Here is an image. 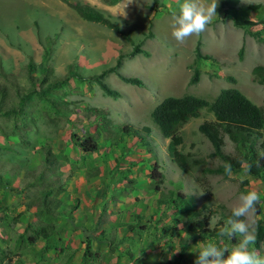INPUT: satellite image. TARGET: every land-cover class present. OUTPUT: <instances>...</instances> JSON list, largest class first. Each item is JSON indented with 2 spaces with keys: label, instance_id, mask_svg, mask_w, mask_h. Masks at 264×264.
I'll return each instance as SVG.
<instances>
[{
  "label": "rangeland",
  "instance_id": "obj_1",
  "mask_svg": "<svg viewBox=\"0 0 264 264\" xmlns=\"http://www.w3.org/2000/svg\"><path fill=\"white\" fill-rule=\"evenodd\" d=\"M83 1L116 24L122 32L127 33L133 43L143 41L140 49L147 56L138 54L124 58L117 69L123 76L139 79L143 87L125 84L114 74H107L101 81L118 93L119 97L113 99L105 96L92 81L79 82L70 79L65 86L55 92V95L53 94V99L58 102L53 109L48 104L50 102L41 101L33 94V91L38 89L33 88L30 77L37 78L38 74L27 71L29 63L34 65L42 63L48 66L49 77L63 76L68 69L89 76L112 66L118 54L130 51V45L112 30L79 19L59 0H41L43 5L35 4L33 0H0V264L50 262L52 252L48 251V255H42V251L48 249L46 245L50 244L39 243L40 248L35 247L33 251L25 252L18 246L17 240L24 225L31 223L35 227L52 225L55 230H58L59 226L57 237L61 241L64 233L62 227L66 224L59 223L58 217L46 218L44 215L36 214V209L42 208L40 204L42 193L49 189L51 194L46 200L51 213L58 210L71 212L68 201L75 203L79 208L75 228L74 219L70 221L67 214L62 217L71 227L67 226V231H70L69 241H73L78 234L81 242H85L79 227L90 221L91 224L94 221L98 222L97 227L96 223L95 227L92 225L96 234L100 226H105L109 236L122 235L123 230L117 233L113 227L115 223L107 225L104 216H101L107 208L106 200L101 199L103 203L99 205L105 204L101 210L99 209L101 206H98L100 197L96 196L94 197V200L97 199L96 202L94 200L91 204L89 202L91 208L88 209L87 206L82 208L78 204L76 194L71 190L78 182L80 173L88 184L96 183L91 179L96 178L98 176L96 171L99 172L102 168L104 171L112 168L113 174L118 175L115 173L117 169L112 160L117 159L119 155L120 161L125 157L129 158L128 165H133L134 159H138L136 163L145 161L136 169L127 165L132 169L130 173L133 176V183H137L136 180L139 178L148 179L137 185L139 188H141L139 185H142L150 190V198H146L144 203V198L135 193L137 202L139 204L143 202V209L152 206L151 192L153 186L157 184L159 191L154 196L167 200L169 195L177 199L176 194H180L181 200H177L190 202L191 211L196 213L195 218L207 217L209 229L219 228L220 231L223 224L219 226L218 222L225 220L238 202L239 195L256 191L261 202L257 205L259 214L253 217L251 231L255 237L256 224L258 221L264 223V188L259 181L249 177L244 171L230 175L208 172L222 166V161L210 156L212 153L210 144L197 131V125L213 119L207 109H202L197 118L188 120L177 130L181 137V145L177 149L183 155H187L186 164L182 169L170 161L163 150L166 142L163 145L159 138L154 139L158 155L148 154L147 150L148 148L152 150L150 147L152 138L149 139V136L155 137L156 134L161 138L150 119V112L166 97L192 95L210 103L220 90L234 88L252 104L261 107L264 114L263 87L251 82L250 73L254 66L264 65V0H240L236 8V19L232 14L224 15L218 7L217 0L216 16L212 17L206 29L200 34L188 37L183 43L172 37L170 28L171 13L179 10L183 0ZM204 2L211 4L212 0ZM251 6H257V10H249ZM156 8L158 12L153 14L152 10ZM234 20L248 23L238 28L234 26ZM149 22L152 37L145 38ZM255 31L260 32L259 39L249 35ZM196 45L202 55H209L214 61L211 63L197 61L194 57ZM193 68L199 71L198 80L190 85L188 81ZM228 78H232L234 83L228 82ZM51 95L47 94L45 97L52 100ZM85 106L102 110L105 117L110 120L113 131L109 137L100 132L99 136H96L98 149L95 153L89 154H81L71 146L72 135H84L86 126L93 132V117L85 110ZM9 110L11 112H6ZM125 124H130L135 129L146 127L150 130L145 147H141L136 139L131 141V137L120 135L119 128ZM261 139L264 141V126L261 130ZM131 142L133 146L135 144V149H126L125 154H119L118 149ZM221 152L230 158H238V153L226 137H223ZM45 156L53 161L51 171L45 170L42 164ZM153 157L158 165L157 171L162 175L158 183L147 177ZM100 162L104 164L102 167ZM112 184L109 186H113ZM96 187L93 186V189L100 193V188ZM115 189L114 186L113 190ZM128 193L119 194L117 198L121 199L117 200L121 201ZM166 205L164 202L159 213L155 210L153 214L145 216L139 213L141 218L145 219L144 228L141 230V234L147 233L148 238L145 242L151 244L155 241L161 251L169 252L167 256L161 252V261L163 258L172 257V251H177L176 243L181 246L180 239L184 237L185 231L181 227L183 235L179 236L178 227L172 230V222L182 223L184 217L178 216L179 213H173L175 208L171 207V204L167 207ZM142 207L137 206L139 209ZM116 210L122 211L117 209L115 204L108 210V215H112V218L115 216L112 212H117ZM123 212L119 216L122 224L139 223L134 219L125 221L126 215L122 214ZM171 215L174 216L172 220ZM111 218L110 221H113ZM182 224L184 226V223ZM29 234L30 231L25 235ZM109 236L108 238L113 241ZM54 238L56 236H53V240ZM162 238L166 244L161 242ZM236 239L239 241L240 237ZM212 241L213 238L205 243L201 240H197L196 243L186 242L181 264H193L197 258V250H200L203 244ZM226 245H231L229 239ZM260 246L264 249V241ZM59 247L61 250L59 254L62 257H58L56 264H69L68 256L72 246L62 241ZM82 251L93 253L86 248ZM158 255L141 254L139 262L147 264L148 259L156 261ZM42 256L44 258H41Z\"/></svg>",
  "mask_w": 264,
  "mask_h": 264
},
{
  "label": "trees",
  "instance_id": "obj_2",
  "mask_svg": "<svg viewBox=\"0 0 264 264\" xmlns=\"http://www.w3.org/2000/svg\"><path fill=\"white\" fill-rule=\"evenodd\" d=\"M64 3L69 9H71L75 15L89 23H94L101 25L109 30H112L116 34H118L124 41H126L130 45V51L127 53L118 54L115 62L112 66L102 70L98 74L94 75H82L70 69L60 77H49L48 71L49 68L45 64L39 63L34 65L33 63H29L27 65V71L29 73L36 72L38 74L37 78L30 77L33 88H37L38 91H33V94L40 99L52 106L54 109L56 104L54 95L59 89L67 84L70 79H75L79 82L84 81H92L95 83L102 93L105 96L116 99L119 97L118 93L114 90L109 89L101 80L107 74H114L120 81L125 84H129L131 86L143 87L142 82L134 77H126L118 73L117 69L121 65V60L124 58L133 57L138 54H142L147 56V54L140 49L143 41L138 43H133L129 38L128 34L122 32L119 27L112 23L108 18L104 17L103 14L96 11L93 7L85 2L73 1L68 2L67 0H59ZM156 1V0H153ZM240 0H219V9L223 12L224 15L232 14L233 17L236 15V8L239 5ZM249 10L256 11L257 6L249 7ZM158 10L153 9L152 13H157ZM236 19V17L234 18ZM248 23L246 21L240 22L234 20V26L240 28L242 24ZM151 28V23L148 25V32L145 35V38H151L152 35L149 31ZM259 31H255L250 33L249 35L255 39H259ZM239 58L241 55V51L238 53ZM194 57L197 61H208L209 63L213 62L214 59L209 55H202L199 52V48L195 47L194 49ZM36 70V71H35ZM198 70L193 68L192 74L189 78L188 84L193 85L198 80ZM251 82L253 84L259 85L263 87L264 90V65L263 66H254L251 71ZM49 77L50 81L47 80ZM228 82L234 83L232 78H228ZM54 92V93H53ZM52 94V100H48L45 95ZM54 94V95H53ZM86 111H88L93 117L92 127L93 132L88 130V126L84 129V135L77 136L72 135V146L78 150V152L82 154L95 153L98 149L97 137L100 132L106 137H109L113 134V131L110 127V120L105 117V113L102 110L97 108L84 107ZM202 109H207L208 112L211 113L213 119L211 121H203L199 125H197V131L200 133L210 144L212 148V153L210 156H215L222 161V166L217 167L216 169L208 170L211 174H226L225 165H231V173H237L238 171H244L246 174L257 180L261 183L264 188V158H262V154H264V141L261 139V130L264 126V114L263 109L259 106L252 104L245 96H243L238 90L234 88L222 89L218 92V94L213 98L212 102L208 103L204 99L192 95H183L181 97H166L161 100L150 112V119L152 123L156 126L161 138L167 140L166 143V154L170 158V160L180 169H182L186 162L187 155H183L177 149L181 145V137L177 134V130L184 125L188 120L197 118L199 116V112ZM6 112H11L6 111ZM3 114H16V113H3ZM62 114V113H55ZM99 129V130H98ZM120 135L131 137L137 140L138 144L141 147H145L146 138H148L150 130L146 127H141L135 129L130 124H125L119 128ZM102 136V135H101ZM223 137H226L227 140L234 146L235 151L238 153V158H230L224 155L221 152V148L223 146ZM150 139V136H149ZM122 153V152H121ZM147 153H152V150L148 148ZM49 152H47V155ZM46 155V156H47ZM44 157L42 160V164L44 165L45 170L51 171L53 165V161ZM142 166V165H141ZM158 165L156 163L155 157L152 159V163L150 166V171L147 177L156 181V183L160 182L162 179V175L157 171ZM157 184L153 186V192L158 193ZM51 194V190H47L42 193L40 204L42 205L41 209H36L37 215H44L46 218H64L65 215L70 214V212H64L61 210L56 211L55 213H51L50 209L47 208L49 204L46 200ZM176 198L181 200V195L176 194ZM169 195L168 199H159V197L155 200V208L156 211H159L163 206V203H167V205L171 204V207H174L175 210L173 213H179L178 216L184 217L182 223L181 221L172 222V230H175V227H178V223L180 222V227L184 228V237L180 240L179 245H181L180 252L183 250L186 242L195 243L197 240H201L204 243L207 242L210 238H213L216 244H220L219 247L226 246V242L228 240L227 237L221 239L219 237V228H208V219L207 217L202 219H197L196 213L191 211V204L188 201L182 202L179 201ZM166 205V207H167ZM77 206L73 203L70 207V211L73 212ZM170 209V206H168ZM168 213L170 211L168 210ZM231 211L227 214L224 221H219L218 224L224 225L226 220L231 217ZM256 214H259V209L257 208ZM135 220H140L141 215H134ZM174 216L171 215V220ZM263 224V226H262ZM186 225V226H185ZM95 226L98 224L96 222ZM94 226V227H95ZM127 230H130L133 226L132 224L126 225ZM83 228L82 224L79 227V232L83 236V239L87 242L92 241L98 247L106 246L111 248L112 240L108 238V233L104 230L98 231V233H94L93 229ZM144 227H141L142 230ZM30 231L29 235H25ZM58 230L53 229L52 225L45 226H36L27 223L23 227L22 233L18 235V246L23 249L27 246H34L38 241H47L49 238L53 236H58ZM255 243L252 244L253 249L258 250V243L264 241V223L258 221L255 226ZM238 242L237 239L230 240V243ZM261 256H264V251L258 250ZM87 253V252H86ZM92 255L93 254H89ZM1 255V252H0ZM182 259L179 257L173 258L167 264H181Z\"/></svg>",
  "mask_w": 264,
  "mask_h": 264
},
{
  "label": "crops",
  "instance_id": "obj_3",
  "mask_svg": "<svg viewBox=\"0 0 264 264\" xmlns=\"http://www.w3.org/2000/svg\"><path fill=\"white\" fill-rule=\"evenodd\" d=\"M35 4L41 5L42 2L41 0H33ZM76 1H80V2H85L83 0H76ZM73 2V1H71ZM88 4V3H87ZM43 5V4H42ZM253 17V16H252ZM153 133V132H152ZM157 133V132H156ZM151 140V145L150 147L152 148V153L154 155H158L157 153V148L155 147V140L156 138H159V141H161V143H167V140L158 137V135L155 134V137L152 135V137H150ZM135 140L134 138L131 139ZM164 145V144H163ZM72 146V144H71ZM135 144L133 146V142H131V144L128 145H124L121 146L120 149H118V151L120 152L119 154H125V150H134L135 149ZM166 144L163 147V150L166 152L165 150ZM122 152V153H121ZM82 154V153H81ZM167 155V154H166ZM120 155L117 157V159L112 160L113 161V165L116 166L115 173L118 175H114L113 174V170L112 168L110 170L106 169L105 171L102 169H100V167H102V165H104L102 162L101 166L99 167V172H97L98 176H96V178H93L91 180H94L96 183L95 184H88L86 183L87 181L85 180V178L82 176V174L80 173L79 177H78V182H74L75 187H72V193L76 194L75 197L76 199L79 201L78 204L84 208L85 206H87V208L89 209L90 205L89 202L91 204V202L94 200V197H100L99 201H98V206H101L99 204L103 203L101 199L106 200L107 202V208L105 209L104 213L101 214V216L103 215L105 220H106V224L108 225V223H115L113 224V227L115 229V231L118 233V231L123 230L122 235H120L119 237H111L110 238L113 239L112 243H111V248L110 247H106V246H101L99 245L98 247L95 245V243L92 241H85L87 244L85 245V242H81V238L78 236V234H76V236L74 237L73 241H69L70 236H68V233H70V231H67V226L69 225L68 223H65V221H63V218H59V223L61 222V224H66V226L64 225L62 228L64 230V233L62 234V239L61 241L59 240V237L54 238L55 240H53V237L49 238L47 241H38L36 242V244L34 246H27L25 248L22 249V251L25 252H30L33 251L35 249V247L40 248L41 245L40 244H50L46 245L45 248L47 250L42 251L41 254L42 255H48V251L52 252L50 255V262H48V264H56L58 262V257H62V255L59 254V252L61 251L59 248V245L62 244V241H64V243H69L70 246H72V249L70 251V254L68 256V260H69V264H140V256L141 254H159L157 256L156 261L152 260V259H148L147 260V264H155V262H157L158 264H167L169 263L171 260H173V258L175 257H179L180 259H182V253L183 250L180 252V248L177 244V251H172L171 256L172 257H168L167 259L163 258L162 261L160 260V258H162V256H160L161 252L164 253V251L161 249H159V247L156 246V242L152 241L151 244H147L148 242H145L146 239L148 238L147 233L144 232L141 234V230H139L141 227H143L145 224V219L141 218L140 220H135V218L133 217L134 215H141L139 213H142L143 216L148 215V214H153L154 210L156 211V208L154 206L155 200L157 198V196H154V192H151L152 197V206L150 207H146V209L144 208L143 202L145 203V199H149L150 198V194L148 189L144 188L142 185L141 188L138 187L137 184H142L145 181H148L143 179V178H139V180H136L137 183H133V176L131 175V171L132 169H136L138 166H140V163L143 164L144 162L140 161L139 163H136L138 159H134L133 161V165H128L130 164V160L128 157L123 158L122 161L119 160ZM170 159V158H169ZM171 161V160H170ZM112 165V166H113ZM130 168H128V166ZM96 170V169H94ZM73 181H70V183H72ZM114 183V184H112ZM90 185L91 187H88L87 185ZM109 184L113 185V186H109ZM93 186H97L96 188H100V193L96 192L95 189H93ZM114 186L116 187L115 190H113ZM77 187V188H76ZM69 190V189H68ZM128 193V196L122 198L121 201H119L121 198H117V196L120 194H126ZM138 193L140 198H144L142 203H138L137 199H136V194ZM110 199V201L108 202V200ZM86 199V200H85ZM119 199V200H117ZM95 202L97 201L94 200ZM117 201V202H115ZM73 202H69L68 201V206L72 205ZM116 204L117 209L124 211L122 214L126 215V220L128 221L129 219H134V221L139 222V223H135L132 222L130 224H132L133 226L131 227L130 230H127V226L128 224H122L120 222V214L122 211H117V212H112L115 213V216H113L111 218V216L108 215V210H110L112 207H114ZM148 204V203H147ZM105 205V204H104ZM102 205L101 207H99V209L101 210L102 207L104 206ZM137 206H143L142 209L137 208ZM91 208V207H90ZM134 211V212H133ZM79 208H76L73 212H70V214H68V218L70 221H72L74 219V223H73V228L76 227V220H78L79 218ZM157 213H159V211H156ZM101 213V212H99ZM123 215V216H124ZM67 216V215H66ZM142 217V216H141ZM98 218L99 215H98ZM113 221H110V219ZM153 219H155V217L153 216ZM58 223V224H59ZM90 223V224H89ZM96 223V221L93 222V224H91V221L88 223H83L82 226L83 228H88V229H92V227L94 226V224ZM86 224H89L88 226H86ZM98 224V222H97ZM60 225V224H59ZM93 225V226H92ZM25 226V225H24ZM92 226V227H91ZM69 228L70 225H69ZM78 229V228H77ZM100 230H104L106 233H108L109 231H106L107 228H105V226H100ZM143 230V229H142ZM177 232L179 233V236L183 235V231L181 230L180 225H178V229ZM110 235V234H108ZM141 236V237H140ZM138 237H140V239H138ZM171 237V236H170ZM66 238V239H64ZM60 241V243H59ZM163 244H166L165 241H162ZM40 243V244H39ZM196 243V242H195ZM263 242L258 243V250H262L264 251V249L260 246V244ZM39 244V245H37ZM147 244V245H146ZM87 246V247H85ZM86 248V250L93 252V256L92 255H88L87 253L83 252L82 250ZM96 248V250L94 251V249ZM144 248V249H143ZM143 249V250H142ZM256 250V249H255ZM256 250V251H258ZM198 252L199 250H197V256H198ZM166 256L169 255L168 253H164ZM41 258H44L43 256ZM142 258V257H141ZM43 261H47L42 259ZM161 261V263L159 262ZM144 264V263H142Z\"/></svg>",
  "mask_w": 264,
  "mask_h": 264
},
{
  "label": "clouds",
  "instance_id": "obj_4",
  "mask_svg": "<svg viewBox=\"0 0 264 264\" xmlns=\"http://www.w3.org/2000/svg\"><path fill=\"white\" fill-rule=\"evenodd\" d=\"M217 6V0H212L211 4L205 3L204 0H183L179 10L171 13L172 37L183 43L188 37L202 33L212 17L216 16ZM225 170L230 175L231 165H225ZM260 202V195L256 191L241 193L238 202L231 209V217L218 233L221 239L227 237L229 240H235L240 237L239 241L224 247L212 242L203 244L193 264H264V256L250 248V245L255 243L251 230L253 217Z\"/></svg>",
  "mask_w": 264,
  "mask_h": 264
}]
</instances>
